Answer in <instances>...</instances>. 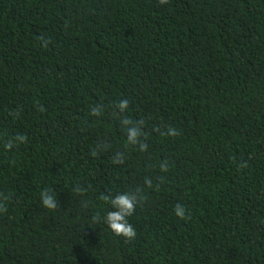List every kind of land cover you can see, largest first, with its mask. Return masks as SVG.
Here are the masks:
<instances>
[{"label":"trees","instance_id":"16d2710c","mask_svg":"<svg viewBox=\"0 0 264 264\" xmlns=\"http://www.w3.org/2000/svg\"><path fill=\"white\" fill-rule=\"evenodd\" d=\"M0 207V264H264V0H0Z\"/></svg>","mask_w":264,"mask_h":264},{"label":"clouds","instance_id":"9594fccd","mask_svg":"<svg viewBox=\"0 0 264 264\" xmlns=\"http://www.w3.org/2000/svg\"><path fill=\"white\" fill-rule=\"evenodd\" d=\"M162 3L166 0H161ZM120 109H126L128 107V101L122 100L119 104ZM94 113H98L99 109H94ZM127 124L128 122L125 121ZM171 135H176L175 129H170ZM138 130L135 127H130L128 130V137L130 143H135L138 138ZM25 141L24 136L15 137L12 141L7 143L5 147L7 149H12L15 143H23ZM104 200L106 203L111 205L114 209L113 211H107L106 216L104 217V222L108 225L110 230L116 235L126 238L127 240H134L137 237V231L134 226L129 222V217H131L136 210L138 200L135 196L128 194H120L116 197L105 196ZM41 201L45 208L49 210H55L57 208L56 199L54 196L49 195L48 192L42 191ZM0 211H3V208L0 207ZM175 215L180 219H186L187 214L186 210L182 205H177L174 209Z\"/></svg>","mask_w":264,"mask_h":264}]
</instances>
